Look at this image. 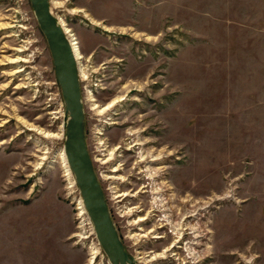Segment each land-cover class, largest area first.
I'll use <instances>...</instances> for the list:
<instances>
[{
  "label": "rangeland",
  "instance_id": "374dc122",
  "mask_svg": "<svg viewBox=\"0 0 264 264\" xmlns=\"http://www.w3.org/2000/svg\"><path fill=\"white\" fill-rule=\"evenodd\" d=\"M49 5L83 55L85 142L133 264H264V0ZM66 118L30 0H0V264H111Z\"/></svg>",
  "mask_w": 264,
  "mask_h": 264
},
{
  "label": "water",
  "instance_id": "95a60500",
  "mask_svg": "<svg viewBox=\"0 0 264 264\" xmlns=\"http://www.w3.org/2000/svg\"><path fill=\"white\" fill-rule=\"evenodd\" d=\"M40 30L44 34L65 112L63 151L78 187L98 243L111 264H133L114 225L103 189L85 142L84 108L81 99L79 66L72 41L53 15L49 0H30Z\"/></svg>",
  "mask_w": 264,
  "mask_h": 264
},
{
  "label": "bare ground",
  "instance_id": "6f19581e",
  "mask_svg": "<svg viewBox=\"0 0 264 264\" xmlns=\"http://www.w3.org/2000/svg\"><path fill=\"white\" fill-rule=\"evenodd\" d=\"M59 23L62 25L63 23L61 22V21H59ZM63 28H64V30H65V32L67 33V32H69V29H67L66 27H64L63 26ZM68 34V33H67ZM71 34V33H70ZM69 35V34H68ZM74 38H72L71 40H72V47H73V50H74V52H75V54H76V58H77V60H78V66H79V64L81 65V60H82V58H83V55H82V52H81V50H80V48H79V46H78V44H77V42L76 41H74L73 40ZM82 68L79 66V75H80V77L83 75L82 74ZM109 107V105L108 106H106L105 108H102L100 111H103L104 109H107ZM100 150V149H99ZM102 150V149H101ZM63 155H64V152H63ZM97 159H100V158H97ZM105 160V159H104ZM107 160V159H106ZM64 161H65V165H66V167L68 168V165H67V163H66V159H65V155H64ZM103 162H105V161H103ZM68 171H69V173H70V170H69V168H68ZM227 196H229V195H227ZM195 203V202H194ZM197 203V202H196ZM200 203H202V202H200ZM80 204H81V211H80V213L82 214V213H85L86 211L84 210V206H83V203H82V200H80ZM193 207H194V205H193ZM199 208V207H198ZM193 212H191V214H192ZM87 214V213H86ZM177 227H174L175 229L177 228V230L179 231V234H180V230L182 229L181 228V224L180 223H178L177 225H176ZM190 228H194V227H190ZM134 238H137V236L136 237H134Z\"/></svg>",
  "mask_w": 264,
  "mask_h": 264
},
{
  "label": "flooded vegetation",
  "instance_id": "af4514ba",
  "mask_svg": "<svg viewBox=\"0 0 264 264\" xmlns=\"http://www.w3.org/2000/svg\"><path fill=\"white\" fill-rule=\"evenodd\" d=\"M103 149H105V148H103ZM103 149H102V150H103ZM99 153L104 154L102 151H101V152L99 151ZM97 158H99V157H97ZM97 158H96V159H97ZM100 160H101V159H100ZM152 192H153V193H154V192H160V190L156 188V190H153ZM158 194H159V193H158ZM162 194H163V193L161 192L160 195H154L153 198H154V202H156L157 200H161L160 202L157 201L156 203H157L160 207H163L162 210H164V209H167V208H166V207L164 208L165 205L163 204V199H162V197H161ZM122 195H123V193H122V194H119V195H117V196H120V197H121ZM130 211H132V210H128V211H127V214H128ZM193 211H194V210H193ZM165 220H166L165 223H168V222H169V223H171V222L173 223V220L170 219L169 214L166 215ZM177 224H178V223L174 224L173 227H177V226H176ZM180 224H181V228L183 229V227H182V223H180ZM191 227H192V226H191ZM184 228H185V229H191L192 231H194L193 228H190V227H188V226H185ZM174 229H175V228H174ZM176 229H177V228H176ZM182 229L180 230V234H179V231L177 230L179 236L183 233ZM137 235H139L138 232H137V233H134V234H132V235H130V237L134 238V237H136ZM135 239H137V238H135Z\"/></svg>",
  "mask_w": 264,
  "mask_h": 264
}]
</instances>
